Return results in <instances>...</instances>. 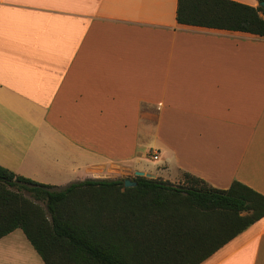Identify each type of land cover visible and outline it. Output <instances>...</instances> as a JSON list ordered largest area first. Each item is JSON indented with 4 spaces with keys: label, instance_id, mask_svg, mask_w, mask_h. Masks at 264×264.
Returning a JSON list of instances; mask_svg holds the SVG:
<instances>
[{
    "label": "crops",
    "instance_id": "0c3cea01",
    "mask_svg": "<svg viewBox=\"0 0 264 264\" xmlns=\"http://www.w3.org/2000/svg\"><path fill=\"white\" fill-rule=\"evenodd\" d=\"M176 10L0 0V166L60 188L142 172L264 196V37L180 25ZM0 264L44 263L17 229ZM201 264H264V217Z\"/></svg>",
    "mask_w": 264,
    "mask_h": 264
},
{
    "label": "trees",
    "instance_id": "16d2710c",
    "mask_svg": "<svg viewBox=\"0 0 264 264\" xmlns=\"http://www.w3.org/2000/svg\"><path fill=\"white\" fill-rule=\"evenodd\" d=\"M176 22L264 37V8L230 0H177ZM184 176L56 188L0 166V238L21 230L44 264H201L264 217V196L246 185Z\"/></svg>",
    "mask_w": 264,
    "mask_h": 264
},
{
    "label": "rangeland",
    "instance_id": "374dc122",
    "mask_svg": "<svg viewBox=\"0 0 264 264\" xmlns=\"http://www.w3.org/2000/svg\"><path fill=\"white\" fill-rule=\"evenodd\" d=\"M152 149H155V147H152ZM148 158H149V157H148ZM86 160H87V159H86ZM146 164H147V165L144 166V167L147 168V166H148L149 168H152L153 166H156V165H158L159 163L156 162V161H152V162L150 161V163L147 162ZM41 168H42V167H37L35 170L40 171ZM135 177H137V176L124 177L123 180H124V179H130V180H133ZM184 178H185L184 174H182L181 176H178V180L180 179V183H179V184H182V183L184 182ZM173 185H178V184H173ZM52 187H55V186H52ZM56 188H60V187H56ZM26 196L29 198V196H28L27 194H26Z\"/></svg>",
    "mask_w": 264,
    "mask_h": 264
},
{
    "label": "water",
    "instance_id": "95a60500",
    "mask_svg": "<svg viewBox=\"0 0 264 264\" xmlns=\"http://www.w3.org/2000/svg\"><path fill=\"white\" fill-rule=\"evenodd\" d=\"M258 7L264 8V2L262 3H258ZM135 176L137 177H143L144 173L142 172H135ZM136 185V183L130 179H124V187L125 188H130V187H134Z\"/></svg>",
    "mask_w": 264,
    "mask_h": 264
},
{
    "label": "built area",
    "instance_id": "2783aa9c",
    "mask_svg": "<svg viewBox=\"0 0 264 264\" xmlns=\"http://www.w3.org/2000/svg\"><path fill=\"white\" fill-rule=\"evenodd\" d=\"M153 159H156V156L155 155H153V157H152Z\"/></svg>",
    "mask_w": 264,
    "mask_h": 264
}]
</instances>
